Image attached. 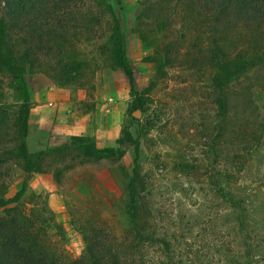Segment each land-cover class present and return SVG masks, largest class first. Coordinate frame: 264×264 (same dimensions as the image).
<instances>
[{"label":"rangeland","instance_id":"rangeland-1","mask_svg":"<svg viewBox=\"0 0 264 264\" xmlns=\"http://www.w3.org/2000/svg\"><path fill=\"white\" fill-rule=\"evenodd\" d=\"M104 1L119 19L135 90L142 95L152 81L155 86L145 92L142 110H132L126 77L107 67L99 54L104 38L87 36L73 40L75 57L94 70L84 89L62 88L38 70L26 74L30 99L60 98L72 111L68 122L75 124L66 130L39 111L26 139L30 152L87 136L97 149L121 153L113 168L79 169L64 175L60 186L50 173L29 175L27 195H38L35 204L47 209L45 230L54 251L64 260L80 259L79 228L85 222L103 226L119 240L129 236L126 185L136 159L148 226L128 238V264H264V91L252 86L247 94L249 82L232 81L230 105L222 113L213 70L185 58L204 31L175 0ZM148 4L156 10L165 6L170 24L160 34L138 26ZM167 44L181 59L156 78L154 54ZM7 83L0 76V103L17 107L20 97ZM24 178L14 170L8 196Z\"/></svg>","mask_w":264,"mask_h":264},{"label":"trees","instance_id":"trees-1","mask_svg":"<svg viewBox=\"0 0 264 264\" xmlns=\"http://www.w3.org/2000/svg\"><path fill=\"white\" fill-rule=\"evenodd\" d=\"M175 1L204 31L203 39L192 44L185 58L213 70L222 113L227 114L230 105L227 92L232 81L249 82L247 94L252 86L264 91V0ZM164 10L165 6L158 5L156 10L144 5L138 26L160 34L170 24ZM149 19L153 25L145 23ZM137 32L145 39L143 30ZM82 36L104 38L98 47L100 56L107 67L121 70L126 77L134 96L130 108L142 110L143 96L155 81L142 95L135 90L121 25L110 4L104 0H0V76L20 97L17 107L0 103V264H128L124 253L128 238L148 226L145 187L136 159L126 185L129 236L119 240L103 226L85 222L79 228L84 243L80 259L58 256L46 236L50 221L45 205L35 204L38 195H27L30 174L50 173L60 186L66 174L87 167L113 168L120 160L118 149H97L87 136H72L68 145L36 152L27 147L31 99L25 76L38 70L62 88L84 89L94 70L75 57L73 40ZM174 53L170 44L157 48L156 78L181 59ZM15 169L25 178L19 190L8 196Z\"/></svg>","mask_w":264,"mask_h":264},{"label":"crops","instance_id":"crops-1","mask_svg":"<svg viewBox=\"0 0 264 264\" xmlns=\"http://www.w3.org/2000/svg\"><path fill=\"white\" fill-rule=\"evenodd\" d=\"M46 93H49L48 91ZM32 110L30 112L29 119V130L31 127V121L36 118V115L40 111L42 114V118L47 120L50 116V120L54 125L63 124L66 130H71L73 128L74 123L71 124L68 122V117L70 116L71 109H69V105L64 103L60 98H51L49 95H44L37 99L36 96H32ZM29 135V132H28Z\"/></svg>","mask_w":264,"mask_h":264}]
</instances>
